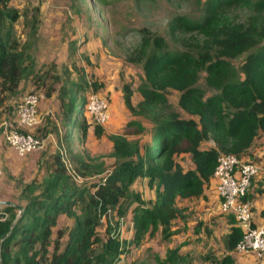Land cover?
I'll use <instances>...</instances> for the list:
<instances>
[{
    "label": "trees",
    "instance_id": "obj_1",
    "mask_svg": "<svg viewBox=\"0 0 264 264\" xmlns=\"http://www.w3.org/2000/svg\"><path fill=\"white\" fill-rule=\"evenodd\" d=\"M246 1L211 0L208 10ZM9 3L0 0V117L6 102L18 96L23 79L35 74V60L25 43L20 46L12 38L15 23L23 19L29 40L37 38L41 25L39 7L21 11L14 7L17 14L8 9ZM256 3L264 8V0ZM141 33L140 43L124 56L127 64L142 69L141 99L133 104L128 83L122 92L130 112H140L152 121L150 140L115 138L117 163L89 186L76 184L79 175L64 161L63 152L53 154L42 181L22 188L25 204L11 202L0 211V264H118L129 245L121 233V220L132 223L137 244L158 231L169 239L177 233L172 230L174 222L184 218L179 202L200 198L214 185L219 156L233 154L245 160L264 136V20L222 25L190 52L173 50L165 38L147 28ZM243 55L240 67H235L232 61ZM67 81L59 78V88L47 95L58 92L66 114L63 139L68 143L72 131L80 137H86L90 129L99 134L100 124L89 112L87 93L94 94L100 85ZM169 90L179 93L177 106L170 102ZM211 135L216 146H204ZM181 155L188 158L187 168L178 160ZM139 179H145L156 193L154 199L146 200L134 189ZM227 215L232 227L226 245L236 250L243 231L235 216ZM62 219L72 224L62 226ZM181 259L179 249L173 248L159 264H179Z\"/></svg>",
    "mask_w": 264,
    "mask_h": 264
},
{
    "label": "rangeland",
    "instance_id": "obj_2",
    "mask_svg": "<svg viewBox=\"0 0 264 264\" xmlns=\"http://www.w3.org/2000/svg\"><path fill=\"white\" fill-rule=\"evenodd\" d=\"M63 1L65 6L69 5L66 13L70 11L74 16L68 25L64 23L62 26L43 25L44 15L40 10L42 23L38 37L29 40L28 38L31 37L27 36L23 19L15 23L12 38H16L20 46L25 43L28 54H31L35 60V74L23 79L19 94L13 99L14 103L6 102V107L1 110L6 112L0 117V124L4 121L8 122V116L16 112V106L23 95L40 94L39 123L30 133L45 136L47 144L43 149L24 156L6 155L8 145L3 143L0 146V211L5 209V204L11 202L25 204V200L20 197L22 188L35 180L37 183L42 181L47 165L52 162L51 156L57 152L64 153V161L68 165L71 164L69 167L72 166L79 175L74 180L76 184L89 186L112 171L117 163L113 147L115 138L142 142L150 140L152 121L140 112H130L124 104L122 92L123 85L128 83L133 90V104L136 105L141 99L138 86L141 82L142 69L140 66L127 64L124 56L128 50L140 43L142 29L147 28L153 34L165 38L173 50L190 52L196 50V46L222 25H238L250 19L264 20V8L257 5L256 0H247L234 7L213 12L208 10L211 7V0ZM12 4H8V9H14L13 11L18 14ZM35 7L38 6L35 5L32 9ZM70 17L72 16L68 18ZM6 22L8 23V19L4 24ZM186 24L189 28L185 27ZM244 57L243 55L234 59L232 61L234 66L239 68ZM59 78L68 79V84L86 81L100 85L94 94L89 91L88 95L86 94L88 97L96 95L99 100H104L108 107L109 119L100 125L99 134H95L90 129L86 137H80L79 132L72 131L69 133L71 139L68 143L63 139L66 129L63 119L66 114L58 99V92H53L51 96L47 95L52 88H59L57 85ZM200 85L205 86L204 80L200 81ZM168 97L170 102L177 106L179 93L169 90ZM181 112L186 116L184 111ZM74 114L75 120L79 121L77 107ZM86 114L89 116L88 109ZM0 135H2L1 128ZM212 138L213 135L204 146H216ZM263 140L260 139L254 148L264 146ZM249 155L253 153L249 152ZM250 159L253 161V158ZM178 160L184 167H188L187 156L181 155ZM134 189L138 190L146 200L156 196V193L148 188L145 179H139ZM185 216L192 221L193 212L187 210ZM185 219L174 222L172 230L177 233L169 239L163 238L158 231L153 235L154 238L146 235L140 243L154 241L159 247H162V244L167 246L173 243L174 236L176 238L174 241L180 242L178 234L182 232L185 236L188 228V221L185 222ZM121 221L120 228L123 237L126 238L129 236L127 234L134 232V228L129 220ZM71 224L70 219L61 221L62 226ZM125 224H129L127 228ZM147 237H149L148 241ZM154 253L157 252L151 250L142 252L141 260L146 261L148 257L156 259L157 254ZM132 255L130 248L123 255L122 262Z\"/></svg>",
    "mask_w": 264,
    "mask_h": 264
},
{
    "label": "crops",
    "instance_id": "obj_3",
    "mask_svg": "<svg viewBox=\"0 0 264 264\" xmlns=\"http://www.w3.org/2000/svg\"><path fill=\"white\" fill-rule=\"evenodd\" d=\"M10 3H13L12 5L20 11L24 9L31 10L33 6L37 5L44 15L43 25L48 27L52 25L62 26V23L68 25L74 18L70 11L67 12L68 14L66 13L69 5L66 4L65 6V1L63 0H10ZM67 16L72 17L68 18ZM10 102L14 103L15 100ZM7 119L11 124L16 123V112H13V115L8 116ZM32 129H27L26 131L31 132ZM2 139L3 136L0 135V146L6 143ZM260 139H264V136ZM256 143L249 149L244 159L251 160L250 158H253V161L264 164V146L260 145L258 148H254ZM249 152L253 153V155H249ZM6 153V155L20 156L9 145ZM248 197L253 206V226L264 227V172L253 180ZM152 199H154V196ZM219 204L220 199L213 184L205 192L204 196L180 201L179 206L184 209V219L186 218L187 210L190 213L191 211L193 212L192 221L185 219V222L188 221L185 236H183L184 233L182 232L178 234L180 235V242L174 241L176 239L174 236L172 237L173 243L167 246L162 244L163 246L159 247L154 241L137 244L134 239V232L129 233L127 234L129 236H126L129 241L127 251L131 248L133 255L122 262V257L127 253L126 251L118 264H159L160 260L166 257L167 251L173 248L179 249V255L182 257L178 262L179 264H264V259L260 260L254 253L244 255L238 253L235 249L229 250L227 248L226 240L232 227L231 216L223 214L219 209ZM180 220L182 218L177 221ZM128 225L125 224V228ZM121 233L123 236L122 231ZM132 245L135 247H131ZM144 247L146 248L144 249ZM149 250L157 252L154 253L157 254L156 259L146 256L148 257V259H145L146 261L141 260L143 257L141 253Z\"/></svg>",
    "mask_w": 264,
    "mask_h": 264
},
{
    "label": "built area",
    "instance_id": "obj_4",
    "mask_svg": "<svg viewBox=\"0 0 264 264\" xmlns=\"http://www.w3.org/2000/svg\"><path fill=\"white\" fill-rule=\"evenodd\" d=\"M41 96L27 93L16 106L17 121L14 124L2 122V136L6 143L20 156L43 149L47 138L21 130L34 128L39 123L38 107ZM89 112L96 123L102 125L109 119L108 107L104 100L91 95ZM264 172V164L242 160L233 154H221L213 172V182L220 199L219 209L224 214H233L243 237L236 246L240 254L254 253L264 259V227L253 226V206L246 199L253 180Z\"/></svg>",
    "mask_w": 264,
    "mask_h": 264
}]
</instances>
